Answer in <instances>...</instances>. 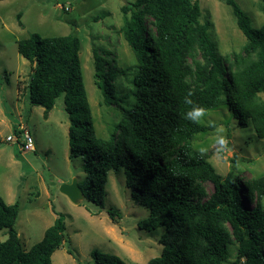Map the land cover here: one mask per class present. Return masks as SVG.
<instances>
[{"label":"trees","instance_id":"obj_1","mask_svg":"<svg viewBox=\"0 0 264 264\" xmlns=\"http://www.w3.org/2000/svg\"><path fill=\"white\" fill-rule=\"evenodd\" d=\"M226 2L245 37L240 51L226 55L201 21L197 0H135L121 6L129 12L121 31L138 64L130 106L122 105L130 95L118 96L113 87L116 72L106 70L93 50L94 83L103 102L121 109L118 132L110 139L95 133L79 38L31 33L16 42L32 68L29 101L43 108L44 118L63 94L69 155L84 162V198L102 205L108 171L123 167L126 186L136 190L135 200L149 212L139 227H164L158 238L162 250L147 264H264V175L218 174L191 142L195 133L215 124L186 118L193 107L226 105L241 125L250 124L255 136L264 138V22L254 26L234 0ZM205 182L212 185L210 193ZM17 211V202L0 196V229L7 230L0 239V264H51L52 253L66 239L63 215L57 213L41 239L24 249L13 227ZM116 213L108 210L110 218ZM91 254L94 264H128L115 254Z\"/></svg>","mask_w":264,"mask_h":264},{"label":"rangeland","instance_id":"obj_2","mask_svg":"<svg viewBox=\"0 0 264 264\" xmlns=\"http://www.w3.org/2000/svg\"><path fill=\"white\" fill-rule=\"evenodd\" d=\"M197 1L201 21L208 23L218 51L225 55L240 51L245 37L226 0ZM234 1L251 16L254 26L264 22V0ZM122 5V0H0V196L6 203H18L13 227L24 249L41 239L57 213L63 215L66 239L52 253L51 264H94L93 251L115 254L128 264H147L162 250L158 238L164 227H139L138 220L149 212L135 200L136 190L126 186L123 167L108 171L102 205L84 197L74 203L60 191L61 184L74 178L79 187L85 184L83 158L69 155V120L63 94L44 118L43 108L30 103L26 89L31 65L17 51V40L31 33L76 35L95 133L103 139L114 138L121 109L103 102L94 83L93 50L103 59L106 70L116 72L113 87L118 96L130 95L128 104L122 103L130 106L138 64L121 31L124 16L129 15L122 12ZM197 120L215 124L209 131L195 133L191 142L207 155L218 174L232 171L243 179L264 175V138H257L250 124L241 125L226 105L204 110ZM20 124L29 129L34 150H20L14 138L5 141L9 134L18 136ZM204 185L210 193L211 183ZM109 209L117 211L113 218ZM6 237V228L0 229V239Z\"/></svg>","mask_w":264,"mask_h":264},{"label":"built area","instance_id":"obj_3","mask_svg":"<svg viewBox=\"0 0 264 264\" xmlns=\"http://www.w3.org/2000/svg\"><path fill=\"white\" fill-rule=\"evenodd\" d=\"M18 131H19L18 136L9 134L5 137V141H12L14 138L15 141L18 143L20 150L22 151L34 150L32 145L33 138L30 134L29 129L25 125L20 124L18 126ZM18 137H21V139H19Z\"/></svg>","mask_w":264,"mask_h":264},{"label":"water","instance_id":"obj_4","mask_svg":"<svg viewBox=\"0 0 264 264\" xmlns=\"http://www.w3.org/2000/svg\"><path fill=\"white\" fill-rule=\"evenodd\" d=\"M122 2L125 6L131 5L128 0H122ZM60 191L66 194L74 203H78L84 197L82 189L77 185L75 178L70 183L61 184Z\"/></svg>","mask_w":264,"mask_h":264},{"label":"clouds","instance_id":"obj_5","mask_svg":"<svg viewBox=\"0 0 264 264\" xmlns=\"http://www.w3.org/2000/svg\"><path fill=\"white\" fill-rule=\"evenodd\" d=\"M186 104H192L190 99H185ZM204 109L199 107H193L190 111L186 113V118L195 121L203 116Z\"/></svg>","mask_w":264,"mask_h":264}]
</instances>
